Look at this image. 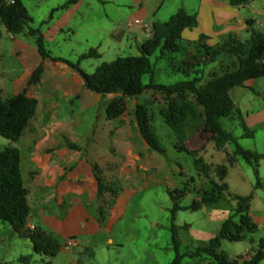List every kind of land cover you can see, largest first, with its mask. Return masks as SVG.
<instances>
[{
  "label": "crops",
  "instance_id": "crops-1",
  "mask_svg": "<svg viewBox=\"0 0 264 264\" xmlns=\"http://www.w3.org/2000/svg\"><path fill=\"white\" fill-rule=\"evenodd\" d=\"M93 1L114 6L113 19L109 20L111 38L122 48L135 49L138 54V44L152 35L153 23L165 22L179 8L196 14L198 21L195 27L183 31L185 57L181 60L187 57L188 51L198 53L196 45L202 34L208 37L204 43L214 46L230 34L246 39L250 27L264 29V0H247L237 5L230 0H169V5L168 0ZM92 6L88 0H77L67 7L60 5L56 10H62L63 25H69L75 15L87 16ZM248 19H253L252 26L247 24ZM40 65L43 70L39 81L30 83ZM215 65L204 68V79ZM20 92L39 101L35 116L15 142L21 154V170L31 208L32 220H28V226L61 238L63 250L69 237H77L80 242V235L101 227L96 215L89 210L90 206L97 208L98 205V181L93 164L100 165L106 180H114L117 175L133 174L137 167L147 171L153 149L142 137L136 117L129 119L126 115L128 101L132 98H127L126 110L120 117L108 119L106 108L115 94L102 95L90 90L82 75L67 62L53 56L42 58L34 36L14 35L0 21V98ZM231 96L245 125L254 132L253 137H242L241 127L239 137L253 139L251 149L264 153L255 138L256 128L264 130V76L234 87ZM137 98L133 102L134 113L136 104L141 102L136 101ZM176 139L175 148L188 152L178 137ZM263 163L264 159L260 162V178L264 174ZM125 198L119 194L112 210L119 211ZM201 208L208 210L211 223L217 220L222 224L230 214L229 209L209 211L208 204ZM212 237L206 233L198 241ZM238 243L225 239L222 247L230 257L250 250L251 246L239 252Z\"/></svg>",
  "mask_w": 264,
  "mask_h": 264
},
{
  "label": "trees",
  "instance_id": "trees-1",
  "mask_svg": "<svg viewBox=\"0 0 264 264\" xmlns=\"http://www.w3.org/2000/svg\"><path fill=\"white\" fill-rule=\"evenodd\" d=\"M76 1L69 0L61 7H67ZM230 1L237 5L247 0ZM0 21L6 30L14 35L26 33L34 36L42 58L51 56L46 49L45 37L41 29L30 25L33 19L22 0H0ZM197 23L196 14L179 8L165 22L155 21L153 23L152 35L138 44L139 54L118 56L111 61H105L97 66L92 73L86 72L80 63L87 58L100 57L101 54L96 48H90L81 54L77 61L62 57H54V59L67 62L77 70L90 90L102 95L115 94L106 108L108 119L118 118L125 112L127 98H137L147 91H153L162 94L167 100L168 111L164 116L167 123L172 125L177 112L174 97L181 98L191 94L202 107L203 122L195 133L197 139L203 142L212 140L217 149H223L227 145H232L233 148L226 152V163L216 166L215 175L218 178L216 181L210 178L211 165L202 156H199L200 149L192 147L189 144L190 140L187 141V139L179 137L185 149L194 157L195 164L209 179L211 189L203 191L200 201L194 200L189 206L180 204L185 191L169 190L174 202L171 230L176 251L171 264H181L187 256L197 258L203 255L210 256L217 264H260L264 261V237L256 240L249 236L258 230L250 216L253 192L248 195H231L235 202L234 208L230 210L229 216L223 221L217 234L207 241H199L191 251H180L174 223L177 211L196 210L203 204L213 203L217 198V192L228 189L224 179L229 173V166L235 164L239 158L252 166L256 178L255 188L262 186L259 167L260 162L264 159V153L242 146L239 142L241 137L225 128L223 119L230 123L238 122V125L243 128L242 137H253L254 132L245 125L244 118L231 96V90L236 86H244L250 79L264 76V29L250 27L248 29L249 36L246 39H240L236 35L230 34L225 40L214 46L204 43L208 37L202 34L196 45L198 53L192 54L178 63L169 58L171 70L183 73L185 79L172 84L157 83L152 79L148 83L143 82V76L149 74L152 69L151 57L157 51L159 53L156 56L160 59L166 54L183 51V31L186 28L195 27ZM247 24L252 26L253 19H248ZM211 64L216 65L209 77L204 79V68ZM191 69L192 72H195V76L192 78H190ZM42 70L40 65L33 72L29 82L39 81ZM38 103L37 98L28 96L26 92H20L8 98H0V135L16 142L23 134L30 119L35 116ZM135 117L139 131L149 146L153 150L165 154L167 149L161 143L154 127V116L145 104L141 102L136 104ZM93 169L98 181L96 217L100 226H103L117 201L121 188L115 180H106L103 177V170L99 164L94 163ZM27 195L19 148L12 144L0 148V220L9 222L19 237L29 239L35 252L50 258L45 262V264H50L51 259L60 252L62 243L53 233L28 226L31 208ZM225 239L233 242L249 239L250 250L244 255L230 257L227 251L222 248V241ZM26 264H29L28 258Z\"/></svg>",
  "mask_w": 264,
  "mask_h": 264
},
{
  "label": "rangeland",
  "instance_id": "rangeland-1",
  "mask_svg": "<svg viewBox=\"0 0 264 264\" xmlns=\"http://www.w3.org/2000/svg\"><path fill=\"white\" fill-rule=\"evenodd\" d=\"M66 1L23 0L33 19L30 25L40 28L45 34V46L51 56L77 61L81 54L90 48H96L101 54L100 57L87 58L81 62L87 72H93L105 61H111L118 56L138 54L135 49L122 48L111 38L109 20L113 19L112 4L88 0L93 6L88 10L87 16L75 15L70 19L69 25H63L64 13L54 9ZM169 3L168 0L167 5ZM158 53L159 51L151 57L152 69L143 76L144 83L152 79L157 83L172 84L186 78L183 73L172 71L169 65V58L178 63L185 57L184 51L166 54L162 59L156 56ZM191 55L188 51L187 57ZM190 71L192 78L195 72L192 69ZM136 101L143 102L154 116V127L167 152L162 154L151 150L154 154L148 157L150 166L147 171L137 167L138 170L133 174L117 175L114 180L121 188V196H126L121 209L111 210L106 224L98 227L96 231L80 235V245L77 247L67 248L64 244V249L51 259L50 264H171L176 251L171 230L174 202L169 190L185 191L180 204L187 206L194 200L200 201L203 191L211 189L209 179L195 164L194 157L175 148L177 137L190 140L192 147L200 149L199 156L211 165L210 178L218 181L215 168L226 163V152L231 151L233 146L217 149L212 140L203 142L197 139L195 133L203 122L202 107L191 94L181 98L174 97L177 112L172 125L167 123L164 116L168 111V102L162 94L147 91ZM133 102L134 98L128 101L126 115L129 119L135 117ZM223 124L236 136L242 132L238 122L230 123L223 119ZM255 138L258 147L264 150V130L256 128ZM252 141L253 139H239L240 144L248 149L252 148ZM11 144L15 145V142L0 135V148ZM262 171L264 173V163ZM260 180L262 186L255 188L256 178L252 166L239 158L234 165L229 166V173L224 179L228 189L217 192L216 200L209 205V211L231 210L235 205L231 195H248L253 192L250 216L258 230L249 236L256 240L264 237V174ZM89 210L96 215L94 205ZM207 211L206 208L177 211L174 223L181 252L194 249L204 234H217L221 223L216 222L217 220L211 223ZM29 219L32 220L31 215ZM250 246L249 239L240 241L239 252ZM27 258L29 264H45L50 260L35 252L31 241L19 237L9 222L0 220V264H26ZM181 264L217 263L210 256L203 255L197 258L187 256Z\"/></svg>",
  "mask_w": 264,
  "mask_h": 264
},
{
  "label": "built area",
  "instance_id": "built-area-1",
  "mask_svg": "<svg viewBox=\"0 0 264 264\" xmlns=\"http://www.w3.org/2000/svg\"><path fill=\"white\" fill-rule=\"evenodd\" d=\"M12 1V0H10ZM145 27L147 28L148 26L145 25ZM31 228H34L33 226ZM79 245V241L75 238V237H69L66 241V247L67 248H71V247H76Z\"/></svg>",
  "mask_w": 264,
  "mask_h": 264
}]
</instances>
